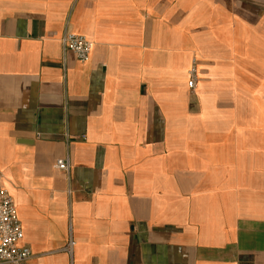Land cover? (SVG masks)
<instances>
[{
	"label": "crops",
	"instance_id": "1",
	"mask_svg": "<svg viewBox=\"0 0 264 264\" xmlns=\"http://www.w3.org/2000/svg\"><path fill=\"white\" fill-rule=\"evenodd\" d=\"M0 175L32 264H264V0H0Z\"/></svg>",
	"mask_w": 264,
	"mask_h": 264
},
{
	"label": "built area",
	"instance_id": "2",
	"mask_svg": "<svg viewBox=\"0 0 264 264\" xmlns=\"http://www.w3.org/2000/svg\"><path fill=\"white\" fill-rule=\"evenodd\" d=\"M64 51L73 53L77 60L85 64L89 62L93 43L83 35L65 33L61 38ZM199 77L196 64L192 65L188 72V88L194 92L198 84ZM55 168L70 174L71 163L69 159L59 160ZM24 232L19 219L16 204L4 187L3 178L0 175V264H32L33 254L29 247L22 245ZM73 243L68 245L71 252Z\"/></svg>",
	"mask_w": 264,
	"mask_h": 264
}]
</instances>
